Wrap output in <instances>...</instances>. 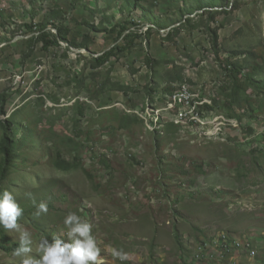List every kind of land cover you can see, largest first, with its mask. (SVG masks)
I'll return each instance as SVG.
<instances>
[{"label": "rangeland", "instance_id": "rangeland-1", "mask_svg": "<svg viewBox=\"0 0 264 264\" xmlns=\"http://www.w3.org/2000/svg\"><path fill=\"white\" fill-rule=\"evenodd\" d=\"M5 140L30 256L71 211L100 264H264V0H0Z\"/></svg>", "mask_w": 264, "mask_h": 264}, {"label": "clouds", "instance_id": "clouds-1", "mask_svg": "<svg viewBox=\"0 0 264 264\" xmlns=\"http://www.w3.org/2000/svg\"><path fill=\"white\" fill-rule=\"evenodd\" d=\"M27 195L31 197V193ZM33 204L37 218L47 214L46 202L37 204L33 199ZM23 211L13 192H0V226L19 232V246L13 250V255L20 258V264H100L101 249L92 234L93 225L71 211L63 221L67 239L54 236L52 242H49L46 237H42L37 249L39 258L28 255L32 252L34 242L31 232L18 223Z\"/></svg>", "mask_w": 264, "mask_h": 264}, {"label": "trees", "instance_id": "trees-1", "mask_svg": "<svg viewBox=\"0 0 264 264\" xmlns=\"http://www.w3.org/2000/svg\"><path fill=\"white\" fill-rule=\"evenodd\" d=\"M125 31H126V29L122 28L120 36H123ZM39 40L42 42L43 48L45 50L49 49L52 46L59 45L60 42H68L67 36L62 35L60 30L58 31V34L52 35L49 31H47V27H45V26H43L42 32L40 33V36H39ZM31 41H33V40H31ZM129 45H130V43H129ZM113 54H114V51L111 49L108 52H106L103 55L96 58V62L99 65H104L107 62H109V60L113 56ZM226 70H228V69L226 68ZM209 107H211V106H209ZM2 153H3L4 159L0 160V184L2 181L5 180L4 177L6 176L8 170H9V164L12 160V156L9 153V149H8V145L6 143V140L3 142ZM54 164L56 165L57 168H59L60 170H63V171H68L70 169L77 167L76 164H74L72 162H68V161L64 160L63 158H61L60 156L57 157ZM108 166H109V164H107V167ZM28 208H29V205H25L23 210L26 211ZM24 211H23V216L20 218V220L25 216ZM2 230H3V226H0V232H2ZM2 240L5 244H7L9 242V238L7 236H2ZM16 247H18V245L13 246L12 248H9L5 245L2 248L4 250H10L11 251V250H14Z\"/></svg>", "mask_w": 264, "mask_h": 264}, {"label": "built area", "instance_id": "built-area-1", "mask_svg": "<svg viewBox=\"0 0 264 264\" xmlns=\"http://www.w3.org/2000/svg\"><path fill=\"white\" fill-rule=\"evenodd\" d=\"M237 246H238V247H240V245H239V244H238ZM252 254H254V252H252Z\"/></svg>", "mask_w": 264, "mask_h": 264}]
</instances>
